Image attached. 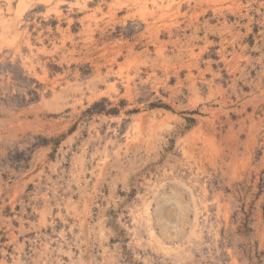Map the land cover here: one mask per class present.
<instances>
[{
	"label": "rangeland",
	"instance_id": "1",
	"mask_svg": "<svg viewBox=\"0 0 264 264\" xmlns=\"http://www.w3.org/2000/svg\"><path fill=\"white\" fill-rule=\"evenodd\" d=\"M0 264H264V0H0Z\"/></svg>",
	"mask_w": 264,
	"mask_h": 264
}]
</instances>
